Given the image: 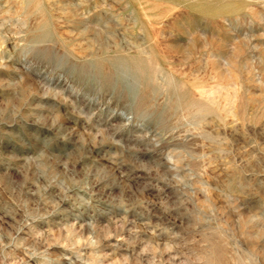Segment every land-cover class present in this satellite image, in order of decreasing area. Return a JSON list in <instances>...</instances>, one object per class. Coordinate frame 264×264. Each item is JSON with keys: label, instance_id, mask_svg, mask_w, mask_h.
<instances>
[{"label": "rangeland", "instance_id": "obj_1", "mask_svg": "<svg viewBox=\"0 0 264 264\" xmlns=\"http://www.w3.org/2000/svg\"><path fill=\"white\" fill-rule=\"evenodd\" d=\"M0 264H264V0H0Z\"/></svg>", "mask_w": 264, "mask_h": 264}, {"label": "bare ground", "instance_id": "obj_2", "mask_svg": "<svg viewBox=\"0 0 264 264\" xmlns=\"http://www.w3.org/2000/svg\"><path fill=\"white\" fill-rule=\"evenodd\" d=\"M105 47V46H104ZM102 48V47H101Z\"/></svg>", "mask_w": 264, "mask_h": 264}]
</instances>
